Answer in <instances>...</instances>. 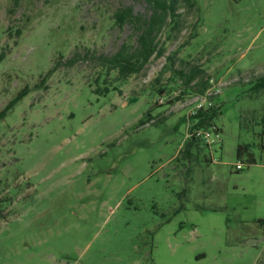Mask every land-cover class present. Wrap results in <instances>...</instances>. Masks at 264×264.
<instances>
[{
    "label": "rangeland",
    "instance_id": "374dc122",
    "mask_svg": "<svg viewBox=\"0 0 264 264\" xmlns=\"http://www.w3.org/2000/svg\"><path fill=\"white\" fill-rule=\"evenodd\" d=\"M127 9L150 14L0 0V113L27 89L0 119V264H264V0H178L162 55L125 82L68 64L132 45L136 25L112 19ZM196 69L218 85L219 140L185 153Z\"/></svg>",
    "mask_w": 264,
    "mask_h": 264
},
{
    "label": "trees",
    "instance_id": "16d2710c",
    "mask_svg": "<svg viewBox=\"0 0 264 264\" xmlns=\"http://www.w3.org/2000/svg\"><path fill=\"white\" fill-rule=\"evenodd\" d=\"M181 1L184 6L193 8L196 0ZM145 2L148 5L150 14L144 18L133 16L129 9L119 10L114 13L112 17L114 24L119 27L129 22L136 25L137 34L132 45L123 43L111 56L99 55L94 57L91 56L93 58H90V53L87 52L85 54H75L67 60L68 64L72 66L86 59H94V65L102 68L104 71L103 73L109 75L111 72H116V79L119 82H125L129 76L141 72L152 57H160L164 50L159 46L158 35L166 25L170 27V31L178 30L179 28L181 14L177 12L178 0H145ZM168 18L169 21L166 24ZM200 74H202V71L196 69L184 82L185 86H188L196 80L192 88V94L194 95L202 94L208 87V78H198ZM255 87L257 89L264 88V75L257 79ZM105 91H107V88H105L104 91L97 90L99 93H104ZM161 92V89L157 90V93L161 94ZM26 93L27 89H23L11 102H9L4 111L0 113V119H3L7 111H9ZM181 95L177 96L176 99H181ZM214 98L212 99L213 103L210 107L202 108L196 114L189 116L188 120L191 132L215 126L214 121L221 115L222 111L220 106H217L214 102ZM144 119L145 121H142L141 124L147 122L154 123L151 118V109L145 113ZM200 143L201 141L197 138H188L185 143V153H188L189 149L193 146L197 147ZM203 145L207 146L206 144ZM248 151V146L239 145L236 155L239 158L244 154H248ZM248 162L255 163L251 155L248 157ZM260 223L263 225L264 221H260Z\"/></svg>",
    "mask_w": 264,
    "mask_h": 264
},
{
    "label": "built area",
    "instance_id": "2783aa9c",
    "mask_svg": "<svg viewBox=\"0 0 264 264\" xmlns=\"http://www.w3.org/2000/svg\"><path fill=\"white\" fill-rule=\"evenodd\" d=\"M208 87L202 94H195L187 107L189 108V116L196 114L202 108H207L212 105V99L219 94L218 85L214 82L212 78L208 79ZM160 102V101H159ZM161 103V102H160ZM197 138L206 145H210L218 142L219 140V131L215 126H212L208 129H199L193 132H190L188 138ZM241 165H236V170H241Z\"/></svg>",
    "mask_w": 264,
    "mask_h": 264
}]
</instances>
